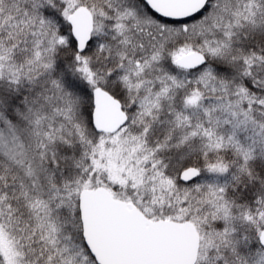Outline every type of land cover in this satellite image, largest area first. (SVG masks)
<instances>
[{
  "label": "snow or ice",
  "instance_id": "snow-or-ice-1",
  "mask_svg": "<svg viewBox=\"0 0 264 264\" xmlns=\"http://www.w3.org/2000/svg\"><path fill=\"white\" fill-rule=\"evenodd\" d=\"M0 264H264V0H0Z\"/></svg>",
  "mask_w": 264,
  "mask_h": 264
}]
</instances>
